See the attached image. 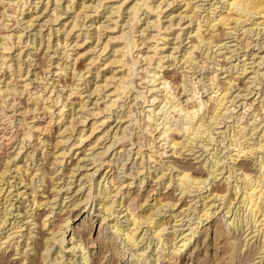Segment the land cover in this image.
<instances>
[{"label":"bare ground","instance_id":"obj_1","mask_svg":"<svg viewBox=\"0 0 264 264\" xmlns=\"http://www.w3.org/2000/svg\"><path fill=\"white\" fill-rule=\"evenodd\" d=\"M3 1L6 2V0H0V6L5 5V4H3V5L1 4V3H4ZM31 1L32 0L13 1L12 4L15 5V10L17 9V11H14L11 15H5V13L2 14L3 11H2V13L0 11V27L2 26L1 28H4L3 27L5 25L4 23H8V22L3 21L4 18H9V20H10V17H12L14 15H15V17H17L16 14L19 16H23L25 8L28 11L27 5H30ZM63 1L66 3V5L62 9L61 4H60L61 0L60 1L54 0L53 4L51 3L50 0H46V3H45L46 8L44 7V10H45V12L46 11L51 12L50 13L51 14L50 20H52V23L53 22L57 23V21L62 16L61 14L63 12H65V11H68V13L70 12L71 17H69V18L71 20L69 21L70 24L68 26V28L69 27L70 28L67 31L64 30V28L66 27L65 25H67V23L65 22L66 24L63 23L61 25V27L57 28L56 30H53L52 27L49 28L48 33L45 35L43 34L44 36L41 34V32H38L33 37V41L31 43L32 47H33V51L38 50L37 46H39L41 48L43 46L42 50L45 49L44 51H49L51 48H53L54 51L52 50V52L54 55L57 56L58 51L60 50L59 51V52H61L60 57L62 56L63 60L66 63H64L65 65L63 68H61V66H59V64H57L56 68H55L56 71L53 68V70H54L53 74L56 72L55 77H59V79H60L62 77L61 75L63 73L65 74L66 70H69L72 72L73 78H77L78 80L77 79L76 80L79 81V80H81V78H83V76H84L83 72L86 71L87 69L86 70L85 69L80 70V69L76 68V66H77L76 64L78 63L77 61H79V59L81 57H84L86 55H91L93 52L95 54V51L99 50L96 48H98L99 45H102V48L99 47L101 50V53H98L99 54V55H97L98 58L95 60V63H96V61H99L101 59L100 56H102L104 53H106L105 51L108 50V47L110 46L109 43H111L112 47L111 48L109 47V50H108V52L110 53L109 57L106 59L105 62H103L102 67L97 68V70L99 68H103L101 70V72H103L102 84L98 83L99 85H96L93 87V88H95V89H93L94 91L92 90L93 95H95L97 92H99L100 98H99V96L97 98H99V101L101 100V104L97 100L98 102L97 103L95 102V104H94V106H95L94 110L90 111V113L88 114L87 112H89V111L84 109L85 105H86L85 103H83L84 99L82 100V97H81L82 95L79 96V93H78L79 91L76 90L78 85H75L74 88L69 89V94L65 98H63L64 95L62 96L63 93L61 91V88L59 91L58 79H57V83L55 85L52 82H51L52 83L51 85H50V83H48L47 75H49V74L52 75V70H50V67L52 65L50 64L49 55H47V53H44V54L42 53L43 54L42 57H38L40 55L31 56L32 55L31 53H29L27 55L29 58L30 57L32 59L34 58V60L32 62L33 65L30 63V66L32 65V67H33V72H34V70L35 71L39 70V71L36 73L35 72L32 73L30 75V77H32L31 79L27 78L28 74L30 73V71L29 72L27 71V76L25 77L24 80H22V78H23V75L21 73V66L22 65L18 62V60H20V57L22 54V51H21V46H22L21 36L22 35L20 36L19 34L18 35L14 34V33L10 34L7 32H6V35H3V36L0 35L2 37L1 41H3V44H0V116H1L0 122L2 120H5L8 123L7 125H10V126L16 128L15 132H14V136H13V139H14L13 144H15L18 141L19 145H17V146H19V147L16 148L17 153L15 154V157H18V155L21 153V151H23V149L26 147L27 143H33L34 145H32V144L27 145L28 148H27L26 152L28 150H31V151H28L26 159L29 158L31 162L33 161L32 163H35V162L39 163V165H37V166L35 165V169H37V170L33 169L32 171H30V169L28 170L27 168L26 169L24 168V170H23V169H21L22 167H16V164H12L13 167L15 168L14 170H17L16 174H18L17 180L19 182L18 183L16 182V184H11V181L9 180L10 181L9 182L8 178H5L6 174H8L7 172L9 171V165L11 163V160H9L10 157L8 156L6 151L4 152L3 160H5V164H4L5 166L4 167L0 166V264H13L10 262L11 257L16 258L15 259L16 261L14 264H103V263L104 264H112L111 261H108L107 259L103 262V260L106 258V256L104 255L105 251H103V250H105L104 249L105 247H103L102 237L106 236V234H107L106 231H108L107 229H110L112 231V232L111 231L110 232L113 233L114 235L116 234V237L122 238V240H123L122 243H126L127 245H130L133 248H137V243L142 242V240L144 238V236L143 237L140 236L141 233L143 232L142 230H140V228L143 225H146V227L151 228L149 230H152V229H154V227L157 224L155 222V220L150 215H143L141 217H139V216L137 217L133 214L135 212L132 213V212H130L129 209H126L123 212H126L124 217H126L125 223L127 222V225H126L125 229L120 228V226H117V225H119L118 223H120L119 217L123 212L114 211V208H112L113 204L110 203L109 201H106V199H108V196L111 194V192L108 193L107 191H109V190L104 189L103 192L97 193L98 195L95 198L96 201L98 202L97 205L99 207V209L97 208V210L95 209L93 211V214L94 213L97 214L96 216H94L92 213L91 214L89 213L90 208L87 209V205L89 204L87 196H89V195H86V198L83 199L84 200L83 202H79L77 200H74L75 202H73V204L71 205L72 210L77 211L75 213V215L73 214L74 219L67 218L64 221V224L63 225L61 224V227L58 229V231H57L58 233L55 237H52L49 239V238L45 237L46 235H44L43 231L49 225V219L50 218L48 217V215H45V213H43V215H42L41 211H44L45 208H49V207H50L49 209H52V206L54 205L52 203V201H56V200H55V198L54 199L51 198L52 199L51 200L50 197L46 195L48 193V191L39 193V192H37V189L39 187H43L45 189L52 188V186H49V185L50 184L52 185V183H53L51 175L54 174L53 173L54 171H52L49 166L54 167V165H56L57 167H60V168L65 167L64 166V163H65L64 159H65L66 155H68V154H66V152L63 150L60 153H58V155H57L56 154L57 152L55 153V151L58 148L57 145H60L63 142L62 136L68 131H72V133H73L74 129H75L73 122H72L74 119L72 121L69 120V122L67 121V123L66 122L64 123V120L66 119V118L64 119V116H65L64 109H66L65 105H67L66 102H69V100L74 98V97L79 99L78 104L81 106L80 108L82 110L87 111L86 115L90 118L89 121L87 120L88 119L87 117H84L81 119V116H83L82 114L84 111H80V112H82V114L78 118L79 119L78 123L80 125H82V128L78 130V133L76 132V139L73 141L74 143L71 145L72 146L71 150L73 149L74 151H76L75 152L76 154L74 153L76 156L78 155V153H77L78 150H82L81 154H79V155H83V158L86 159L88 156L86 153H87V151H89L86 149V147H90L93 143L95 145H96V143L98 144V142H100L103 138L104 139L106 138L105 136H108L107 132L105 130H102L100 135H98V137L95 139V141L93 143H90L88 145H86V143L88 141H91L89 139H93L94 137H96L95 136L96 132L98 131L100 126L107 125L106 123L108 122V120L111 119V116L114 114V111L116 109L119 108L123 112V114H122V116H120V118L118 117V113H120L121 111L118 113L115 112L116 113L115 114V116H116L115 120L118 121L117 122L118 124H121L123 126V124L128 123V126H129L130 125L129 123H133V121L137 122V119L134 118L135 115L133 114L134 116H132L133 111H131L129 109H128V111H126L127 109L124 111L122 110L124 108V106H123V104L119 105V100L122 97L124 98L127 95L129 96V93H131V91L135 92V94H134V100L135 101L136 100L139 101L138 100L139 98H141L142 100H143V98H145V95H144L145 92L143 93L141 91L143 88L140 91L137 90L136 87L134 86L135 82H133L132 79L134 80V78L137 76L136 75V74H138V73H136L138 70L137 67L141 61L143 63H145V65L147 67H150V68L152 67V65L156 59L154 57L157 56L156 53L158 52V51H156V53L150 54V52H154V50L158 49V45L153 44V47L152 46L150 47L147 45L146 41H145L146 42V44H145L143 41L145 38L143 39L142 38L143 35H141L143 33L140 34L141 35V42L138 43L139 42L138 40H137L138 42L135 41L134 36H133V33L136 31L135 29H134L135 31L132 30L133 32H131V33H129V32L126 33L127 31L124 33V31L121 30L123 32L120 35L115 36V37H109L108 41H106L105 43L101 42V38H102L101 34L102 33L100 34V32L104 31V30L109 31V29H110L109 25L105 26L103 24L104 27H101V26H103V25H101L99 27L94 28L93 32H95V33H93L94 35H93L92 40H91V42L92 41L93 42L91 45L86 46L87 51L82 53V54H79V52H77L74 55L75 58H72L71 55L73 54L72 53L73 51L71 48H70L71 50L70 49L68 50L67 48H69L70 46H72L73 49H75L77 47L78 48L82 47L83 45H85V42H87L86 40L89 39L88 37H90V35L84 36V39L82 38V40H81V41H83L84 44H80V45L77 42L80 41L79 35H81V34L76 35L75 42L74 43L72 42L73 45L68 44V41H65V37H64V41L59 39L58 34L61 33L60 32L61 30L62 31L64 30V32H67L66 34L65 33L64 34H65L66 38H69L70 35L73 36L75 34L76 28L78 30V28H80V27L82 28V26L85 27V24H83V25L79 24V22L83 23V19H84V17H83L84 15L81 16L80 11H79L80 10L79 7L80 6L82 7V2L75 9L74 4H73V0H63ZM103 1H107V0H101L100 2H103ZM199 1H205V0H197L196 2H199ZM7 2H9V1H7ZM11 2H9V3H11ZM149 2H150V0H124V2L122 0L121 4H119V6L117 5L116 8L113 7L114 6L113 4L110 7H106L107 10H109L108 13H110V15L107 17L110 20V22L108 24L111 23L110 18L115 17L116 19L119 20V18H121L122 13L125 11L126 12L125 15H127V17H128L127 18L128 20L126 19V25L129 23V25L131 24L130 27H133V22L135 20L140 21V19H139L140 16L145 14L144 15L145 17L142 20V21H144L143 24L145 25V27L142 30L143 32L149 31L152 29H153V31H157V32H160L161 29L164 30L165 27L163 28L162 24H160V18H159V16L162 13L160 14L161 11L158 12V9L166 1L163 0L164 3L161 1V2H159L158 5L156 4V6H151ZM219 2H221V1L216 0L215 4L216 3L218 4ZM9 3H7L8 6H9ZM32 3H31V6H32ZM34 3H35V1H34ZM50 3H51V6L49 5ZM126 3H128V4L125 5ZM221 3H222V5L225 4V6L223 8V9H225L224 10L225 12L224 13L222 12L223 14L218 13L219 15L216 17L211 16L213 11H212V13L210 11H211V8L213 5L210 6V4L208 3L209 7H211L209 9L210 11L207 10L208 16L210 15V17L207 18L203 24H199V23L196 24L197 27L194 30L195 31L194 34L192 33L193 31L191 32L194 35V39L192 41L190 40V42H187V44H191V45H190V47H188L186 52H184L183 57H181L182 58L181 59L182 64H180L179 61L174 59V56L172 58V56L169 55V56H167V59L171 58L169 61L170 62L169 67L170 66H172V68L177 67V64L179 63L181 66H184L182 68H183V70L186 69V72L188 71L187 70L188 68H190V71H191V69H194L195 67H202V65L204 63H202L201 60L199 61L198 55H197L198 53H194V51H197L199 49V46L202 45V46L206 47V49H204L203 54H201L202 56H204V60L210 61L212 59L211 60L212 63L216 66V67H213V69L214 68L217 69V67L220 65V64L218 65V63L216 62L217 57H216V59H214L215 57L211 58L209 55V52H211V50H212L211 45L214 42H212V41L208 42V40H206L208 43L205 44L206 38L202 35L203 27H205L206 30L205 29L204 30L207 31L208 34L209 33L213 34V31L214 30L216 31V28L222 27L223 29H226V30L232 29V32L237 31L239 28L240 32L242 31L241 35H245V36H247V34H249V33L251 34L253 31L255 32L256 30H257L256 31L257 34H259L261 32L262 35H264V0H222ZM35 4L33 6L38 5V4H36V5ZM171 4H173V2L170 4H167V5L169 7H172V6H170ZM189 5H190V3H186V2L183 3L184 9L187 10L186 13L191 14V16L187 17L188 15L182 16L180 14L182 16L181 18L179 16L181 21H183L186 17L189 20L195 19L193 11L200 9L196 5H195V7L194 6L189 7ZM52 6L54 7L52 10L48 8V7H52ZM123 6H125L124 9H122ZM215 7H217V6H215ZM11 8H13V7H11ZM162 8H160V9H162ZM2 9L4 10L3 7H2ZM215 9H214V12L216 11ZM29 10H31V7ZM59 11H61V12H59ZM70 14H69V16H70ZM170 15H171V13L168 16H170ZM195 15H196V13H195ZM168 16L166 18H168ZM15 17H14V19H15ZM30 17H32V13H31V15L29 14V16L27 18H30ZM152 18H155V19H152ZM173 18H175V17H172L171 19H173ZM17 19H18V17H17ZM36 19L34 17V18H31V20L26 21L25 18H21V21L24 25H26V29L29 28V30H30L33 22ZM46 19L48 20L49 18L47 17ZM81 19H82V21H80ZM108 19H106V20H108ZM171 19L169 17V21H172ZM14 21H16V19ZM21 21H19V22H21ZM17 22H18V20H17ZM116 22L117 21H115V24H116ZM191 22H190V24H191ZM248 22H249V24H247ZM231 25H234L235 29L233 27L230 28ZM247 25L253 26V27H251L250 29L249 28L245 29V27ZM41 26H43V24ZM114 26H116V25H114ZM135 26H136V24H135ZM126 27H129V26L127 25ZM168 27H169V25L167 26V28ZM134 28H136V27H134ZM3 30H5V28ZM165 31H167V30H165ZM229 32H230V34H232L231 31H229ZM227 33H228V30H227ZM253 33H252V35H256V33H254V34ZM228 35H229V33H228ZM262 35H260V36H262ZM137 37H140V36H137ZM190 37H191V34L189 37L187 35V39H190ZM242 38H245V39L240 40ZM242 38L240 36V39H237V40H240L238 42L239 43L238 45L241 47L240 50L245 52L243 57H245L246 59L241 61L243 63L241 74H244V73H246V68H247L246 67L247 64H245V61L248 60V57L252 56L253 58L256 59L258 56H257V53H254V52H251V50H248L249 48H253L251 46L257 40H254L255 42L253 44H251L252 42L250 41L251 43H249L248 37L247 38L242 37ZM36 39L37 40L39 39L38 44L36 43L37 42ZM155 39H154V42L157 43L158 40L155 41ZM12 40H15L16 42L13 43ZM67 40H69V39H67ZM150 40H151V38H150ZM175 40L181 41L178 36ZM52 41H56L55 46H53L54 44L52 45ZM8 42H9V44H8ZM10 42H11V44H10ZM182 42H183V40H182ZM182 42H180L179 44L181 45ZM201 43H203V44H201ZM258 43L259 42H257L256 45ZM93 45H95V47H93ZM217 45H215V47H217ZM15 46L17 47V52H18V59L16 61L17 63H16V67H15L16 71L12 70V68H13L12 64H8L11 61V60H9V54H10L11 50H13V47H15ZM219 46H221V45H219ZM222 46L225 47V44ZM239 46H238V48H239ZM254 46H255V44H254ZM223 47H221V48H223ZM255 47L258 48L259 46L258 47L255 46ZM262 47H263V45H262ZM201 48L202 47H200V49ZM213 48H214V46H213ZM133 49L138 52L137 54H135V56H133V52H132ZM163 49H165V48H163ZM163 49L160 51H163ZM31 50H32V48H31ZM174 51H176V48H174ZM68 53H70V54H68ZM194 54L197 55V58L194 57ZM150 55H152V56H150ZM160 57H159L158 62H155L156 66L152 70V75H151V71H147L148 70L147 68H146L147 70L143 69V70L147 71V74H150V76H148V79H147L149 81L146 80L147 81L146 83L148 84V86L150 88L147 89L146 88L147 84H146L145 88L147 90L146 89L145 90H146L147 94L149 93V95H150L149 97H151V99H150L151 101H150V106H148L149 107V109L147 111L148 114L145 116V119H146L145 124L141 125V123H139V126H138L142 132L140 131L141 134H138V133H136V134L142 135V133H143L145 135H149L148 137L150 138V140L148 141V144H147L149 147L148 148L149 155H144L145 153H147L146 151L144 154H142L143 152L140 153V151H143V150H140L141 148L138 150V152L135 155V157L137 159L139 157V159L141 160V163H139V165L137 164L138 169H140V167L142 166V161H144V159H146V158L148 161H151V162H152V158H154V156L156 158H159V159L162 158V156L166 154L164 152V150L162 149V146H164V145L170 146L171 151H172V155H176V151L178 150L177 147H180L181 145H186V144L176 141L173 137L170 138V135H173L174 137H176L177 133H180V132L182 133V137H181V138H183L182 140H185L186 143L188 142V146L190 145V151L189 152H193L194 149H193L192 145L193 144L195 145V142H196V145H199L203 150H207L206 144L202 145V143H203L202 141H205L206 143L213 141V136L211 135L213 130H217L218 129L217 127H220V125L223 123V120L226 118V117H224L225 114L228 113V110L230 108V107L229 108L226 107V105L229 106L230 103L231 104L234 103L233 99H231L229 101L226 99V97L229 93L228 90H229L230 86L233 85V83H230V86L228 89H226V90L222 89V91H220V89H218V87L216 85H214V84H216V83H214V80H216V76L210 75V76H212V77H209L210 79L208 77H206V78L209 79V80H207V81H209L207 83L212 82L211 87H209V89L207 87H203V89L207 88V90H206L207 92L209 91V93L206 95V100L201 99L202 97L199 94L200 90L198 91L195 84H193V86L191 85L192 87L189 90H187L186 86L184 85L183 91H185V94L186 93H189V94L187 95L186 100H185L186 106H185V104L183 105L182 102L179 101L180 99L179 98L177 99V97L179 95L177 97L173 95L174 89L172 88L173 90H171V85H172V84L170 85L171 80L169 79L170 80L169 81L167 78H163L164 76L162 77V74H160L161 76L158 74L160 71L156 70L157 68L161 69V67H162L160 65V63H162V61L164 59L160 58ZM261 60L264 61V58L261 57L259 59V61H261ZM70 61H71V63H70ZM93 61L94 60H92L90 58L88 61L89 64L87 63L86 65H88V66L92 65ZM201 63H202V65H201ZM194 65H196V66L193 67ZM69 67H72V68L69 69ZM199 69H201V68H199ZM251 69H252V67H251ZM223 70L226 72L225 68ZM157 71H158V73H156ZM190 71H188V72L190 73ZM4 72H5V74L3 75ZM57 72H60V73H57ZM216 72H215V75H216ZM6 73L8 76H6ZM100 73L98 72L97 76H96L98 80H99ZM147 74H146V76H147ZM134 75H136V76L133 78ZM185 76H183V77L187 79V77H185ZM187 76H188V74H187ZM4 77H5V79L2 80V78H4ZM189 77H192V76H189ZM146 78L144 76V81ZM27 81H29V82L27 83ZM193 81L194 80H192V82ZM37 82H39L38 85L41 84V86H40L41 88L38 90L39 87L36 86V88L34 87L35 88L34 90H30L31 89L30 86L32 84L34 85ZM188 82L190 83V81H188ZM182 83H184V82L182 81ZM203 84L204 83H202V85ZM208 86H209V84H208ZM200 87H202V86H200ZM216 88H217V90H216ZM171 91H173V92H171ZM176 95H177V93H176ZM77 96H79V97H77ZM136 102H135V105L137 104ZM147 103H148V101H147ZM246 103H241V104H243V109H242L243 112L239 113L235 117L234 116L232 117V118H234V122H233L232 126L229 125V126L233 127L232 131H231L232 134L230 136L228 134V131L226 130L227 131L226 136L228 135L227 137L229 140H228V145L225 148L229 149L228 159L232 161L233 166H230L231 168L228 166L230 169L229 168L227 169V172H226L227 175H225L226 176L225 181L227 182V185L230 186V185H232L229 183L230 180L235 179V181H234L235 184H233V186H231L229 188L230 190L233 191L232 198L225 199L226 195H225V197L220 196L221 193L219 195L213 194V192L210 188H209V194L207 196H205V197L201 196L202 190L206 189L205 187H202V186H204V184L207 183L210 178L213 177V179H217V176L219 174H222V170H219L220 168H218V167L220 166L219 164L222 165L223 162H220V161L221 160L223 161V159H221V160L217 159V156H216L217 152L216 153L212 152L213 154L211 156V159L214 161L210 164L208 171H207L208 176L210 178L209 177H207L208 179H200L198 177L195 178V177H193L195 175L192 176L190 173L187 172L189 169L188 170L185 169L184 171H181V170L176 171V175H175V181L177 183L176 184L177 188H180L178 190V192L180 191L181 195L192 194L193 190L195 193L199 192L198 194H200V195H198V197L200 200H202V205H204V201L206 199H207V201H208V199L210 201V197H211V201L208 202L207 205H204V207H201L202 209L200 210V213H202V214L199 215L198 221H197V223H195V229L197 230L199 228V226H202L203 222H206L204 227L205 226H207V227H205L204 229L201 227L200 229H202L206 235V237H204V238H207V237L210 238L209 235H211V234L208 233L209 231L212 233V242H211V244L210 243L208 244L207 242H205L207 240L204 239L203 241L206 244H202V243L201 244L206 245L207 249L211 245H213L211 247L214 250H217V251L220 250L219 253H221V250H223L225 243H227L226 245H228V243L230 245L234 244L236 246V248L241 249V245H239L238 238H236V237L230 238L231 236H229V238H230L228 240L229 242L225 241V243H223L222 245H221V242H218L217 238L219 237V235L221 233H223L222 231H225L224 230L225 225L226 226L228 225L231 228H233L235 233L238 232V234H239V232L242 231V235H243V233L244 234L247 233L248 230H251L250 233L254 234V236L251 238L256 237V241L259 238V240H258L259 245L257 246L258 250H257L256 255L258 254L259 251H260V254L264 252V157H260L258 160L256 158L258 170H256L257 175H255V176L254 175L252 176L251 171L247 170L248 167L245 168L246 167L245 164H244L245 167H243V165L241 164L242 158H247V157L250 158V157H254L255 155L257 156V152H259V151L264 152V132H262L263 135L261 137H256L255 140H253V139L251 140L252 136H255V133H253V132L257 131L259 129L258 126L263 125L262 128L264 127V105L260 104V106H261L259 108L260 110L255 111L256 109L251 110L252 109L251 104H249L248 109H245V106H247ZM189 104H191V105H189ZM22 105H24V106L22 107ZM129 105L131 106V102ZM145 105H146V103H145ZM7 110L12 111V114H14V116H15V114H18L16 112L19 111L20 114H18V115L20 116V118L19 119L15 118V120H11L10 116H8L6 114ZM210 110H211L210 114H212V115H210V117H209V116H207V114L205 112L208 113V111H210ZM231 110L232 109H230L229 112L233 111V110L232 111ZM246 111H249V113H247ZM245 113H247L246 116L247 117L249 116L250 118L248 117L249 120L248 121L246 120L243 124L242 120L244 119ZM172 114H174V116ZM84 115H85V113H84ZM171 115H172V118L174 120H176L178 125L175 124V126H172L171 118H170ZM11 116H13V115H11ZM176 116H177V118H176ZM226 116H227V114H226ZM230 118H228V119H230ZM261 118H263V119H261ZM28 120H30V121H28ZM179 121H182V123ZM15 122L18 123L17 126H15ZM248 123L251 124L252 128L248 127ZM54 125H56V126H54ZM59 125H60V127H59ZM2 126H4L3 123H2ZM128 126H124L125 128L123 127L122 129L127 130ZM52 127L54 129L57 128L58 135H56V136L59 137L60 139H62V141H60V139H59V141H57L54 146H53L52 141H51ZM106 127H108V126H106ZM172 127H176V128L173 129ZM61 129H63V130H61ZM246 129H248V131L245 133ZM2 130H3V133H5L6 129L4 128ZM128 130H130V129H128ZM137 131L139 132V130H137ZM151 131L154 132V135H152V133H150ZM121 132L123 133V130ZM10 133H11V131H10ZM72 133H71V135H72ZM124 133H125V131H124ZM249 133H252V134L250 135ZM260 133H261V131H260ZM1 134L2 133H1V129H0V140H3L6 136L1 135ZM221 134L222 135L224 134L223 136H225V132H222ZM221 134H219V135H221ZM249 135H250V137H249ZM41 136H43V137H41ZM141 138L146 139L144 136ZM117 139L118 138H116L115 140L117 141ZM112 140H114V139L112 138ZM141 141L139 140V142H141ZM221 141H223V140H221ZM112 143H113V141H112ZM213 143L214 142H212V144ZM157 144H159V146L157 147V150L153 151V149L156 147ZM49 146L51 147V151H49V153H46L47 147H49ZM196 147H198V146H196ZM93 148H94V146H93ZM93 148H91V150ZM108 148L110 149V147H108ZM108 148H107V151H108ZM186 148H188L187 145H186L185 149ZM52 150H54V153L52 155H50L51 154L50 152H52ZM159 150L162 152L159 153L158 152ZM207 151H205V152H207ZM69 153H70V151H69ZM39 155H40V158L38 157L39 158L38 160H34V158H35L34 156H39ZM210 155H209V157H210ZM96 156H97V154H96ZM12 158H13V156H12ZM79 158L80 157H78L76 159V160H78L77 163L70 170H68L67 174L65 173L67 179H69L70 177L73 178V174H75V173H73V171H74L73 169L80 168V167H78V163L82 159L79 160ZM92 161L94 162L93 164H95L97 162L96 158H93ZM154 161H156V160L154 159ZM56 162H58V163H56ZM90 162H91V160H90ZM54 163H56V164H54ZM156 163H157V161H156ZM156 163H154V165ZM147 164H146V166H147ZM26 165H28V164H26ZM101 165L102 164L100 163V166ZM36 167H38V168H36ZM48 167L51 171L48 170ZM1 168H4V169H1ZM31 168H33V167H31ZM98 168H100V167H98ZM142 168L145 171L146 168L143 166H142ZM143 169L141 171H143ZM223 170H225V168ZM28 171H30L29 175H28ZM249 171H250V173H249ZM146 174L149 175L150 173H148V171H147ZM223 174H225V173H223ZM161 176H163V175H161ZM172 177H171V179H172ZM252 178H254V179L252 180ZM103 179H105L104 181H108L105 184L106 188H107V185H111V187H113V188L118 185L117 184L114 186L115 179H114V177H112V175H110L107 180H106V178H103ZM35 180H39V181H37L38 183L40 182L39 186L35 185ZM237 181H240V182L238 183ZM26 182H28V183H26ZM46 183H48L47 187H46ZM171 183H173L172 180L169 181V184H171ZM21 184H24V186L20 187V188H23L24 190H28L27 187H30L29 188L30 189L29 198H31V199L29 201L30 202L29 206H27L25 208L26 211L22 207L24 206L25 203H28V201L25 202L24 200H26V199H22V198L27 194L24 191H19L18 187ZM99 184H97V189L99 188L98 187ZM237 184H239V185H237ZM68 185H71V184H68ZM210 185H212V183H210ZM119 186H121V185L119 184ZM229 186H227V187H229ZM53 188H54V186H53ZM207 188H208V186H207ZM11 190L13 191V193H15V194H13L14 197L16 198L15 200H17V202L15 204L11 203V201H12V198H10L12 196ZM69 190H70V187H68L66 191L68 192ZM81 190H83V189L82 188L79 189L78 192ZM90 190L88 191L89 194L91 193ZM117 190H118V188L116 187L115 191H117ZM41 191H43V190L41 189ZM60 191H61V189H59L58 192H60ZM229 191H227V192L229 193ZM217 193H219V192H217ZM90 197L91 196H89L88 198H90ZM81 198H83V197H81ZM215 201H221V202L223 201L222 207L224 208L223 210H225V213L221 218H219V221L222 223V222H224L223 220H225L223 218H226L227 220H225V222H224L225 224H223L224 226L218 227L216 225L217 223L215 224L216 225L215 227H214V225L208 226V224L211 223L212 220H214L216 217L218 218V215H217L218 213H217L216 209L219 206L215 207V205H214V204H216ZM234 201H236V202L234 203ZM70 202H72V201H70ZM205 203H207V202H205ZM209 203H211L210 206H209ZM16 204H18L19 207L16 208L15 207ZM51 204H52V206H51ZM237 204H238V206H237ZM235 205L237 206V209H236ZM80 206H81V208H79ZM208 206L210 208L205 210V208ZM173 207H175V205L172 206V208ZM211 207H213V209L215 207L216 209H214V211H213V209H211ZM12 208H14V210L17 212L16 214H20L21 213L20 211H24L23 212L24 215L22 214L23 215L22 221H25L26 223L19 226V223L17 224L15 221L12 223H10L11 221L9 222V219H8L9 216L13 215L10 212V210ZM120 208H122V207H120ZM243 208H244V211L242 210ZM63 209H64V207L61 208L60 211L62 212ZM234 209H236L235 212L233 211ZM188 210H187V212H188ZM223 210L221 211V213H223ZM247 211H248V213H246V216L244 215L245 216L244 217L243 214H245V212H247ZM183 213H186V212H183ZM84 215H86V216H84ZM92 215H93V217H90ZM225 215H227V216L225 217ZM95 217L97 218L96 221H94ZM108 218H113V219H111V221L113 223H111L110 225H108L109 224L108 223L107 224L108 228L105 227V229L103 230L104 226L102 227V225L105 224V222L108 220ZM11 219L14 220L15 218H11ZM246 219H247V221L244 222L245 224H243L242 221L246 220ZM178 220L180 221V219H178ZM216 221H218V220H216ZM213 223L214 222H212V224ZM177 224L178 223H176L175 225H177ZM98 225H99V228H98L97 233L95 234V232H96L95 230H96ZM248 225H249V227H248ZM247 227H248V229L244 230V228L246 229ZM163 230H164V227L161 230H157V232H155L153 230L154 231L153 236L157 240L156 244H159L158 245L159 250L161 249L162 246H165L167 244L161 240L162 236H164V234L162 233L163 235L161 236L160 232ZM196 230H194V232H192L190 234L192 237L196 234L195 233ZM252 230H254V231H252ZM24 232H25V234H24ZM150 232L152 233V231H150ZM255 233H257V235H255ZM144 234L146 236V233H144ZM249 234L247 236H249ZM149 235H150V233H149ZM180 235L182 236V234H180ZM172 236H174V235H172ZM184 237L181 239L179 237L180 240L178 241V243H180V245L178 246V248L175 245L172 249V253L175 254L177 252L176 254H178V251L185 249L187 247V240H188V242H190L192 238L186 240V238H184ZM22 238H23V240H22L23 243H22L21 248L19 250H15L14 253L5 257L4 253H5L6 249L8 248V246L10 245V243L12 242V240H17V239H22ZM175 239H173V240L175 241ZM231 239H232V241H231ZM138 240H139V242H138ZM219 241H221V239H219ZM194 242H196V241H194ZM248 242H246V245H243V246H248L249 245ZM65 243H66V246H64ZM55 245H56V247H54ZM230 245H229L230 249H233ZM17 246L18 245H16V247ZM197 246L198 245L196 244V247ZM229 247L227 249H229ZM17 248H19V247H17ZM17 248H15V249H17ZM147 248H149V247H147ZM193 249H194V247H193ZM52 250H53V252H52ZM162 250H163V247H162ZM194 250H197V249H194ZM151 252L154 253L155 251H151ZM160 252H162V251L160 250ZM160 252H158L157 254L159 255ZM191 252L192 253H190L189 256H190V259L192 260V255L195 251L194 252L191 251ZM76 254L79 255V256H77L78 259L76 258V260L73 261V259H75V257H76ZM142 254H143V252H141L140 254H137V255L132 254L131 257L132 258L135 257L136 261H139V259H140L139 256ZM217 255H218V253H217ZM152 256H154V255H152ZM165 256L167 258V254H164V255L161 254L160 256H157L155 259H153V261H152L153 264H161L162 261L164 260ZM224 257H225V254H224ZM118 259L120 260V262L121 261L124 262V260H125L124 258H121V259L118 258ZM252 262H253V260H252ZM260 262L264 263V260L259 261L258 263H260ZM254 263H255V261H254ZM117 264H120V263L117 262Z\"/></svg>","mask_w":264,"mask_h":264},{"label":"rangeland","instance_id":"obj_2","mask_svg":"<svg viewBox=\"0 0 264 264\" xmlns=\"http://www.w3.org/2000/svg\"><path fill=\"white\" fill-rule=\"evenodd\" d=\"M7 1H9V2L12 1V2L9 3ZM13 1H17V0H6V2L3 1L4 3H1L2 5L5 4L4 6H0L1 13L3 11L2 14L5 13V15H11L14 11H17V9L15 10V5L12 4ZM34 1L38 5H36L34 3ZM34 1L32 0L30 2V5H27L28 11L25 8V11L23 13L24 14L23 16H19V15L16 14V16L18 17V19H17V17H15V15L12 16V17H10V20H9V18H4L3 21L4 22H8V23H4L5 25L3 27L5 28V30H3L4 28H1L2 26L0 27L2 29V30L0 29V32H1L0 35H2V36L3 35H6V32L7 33H10V34L11 33H14L16 35L19 34L20 36L22 35L21 36V44H22L21 51H22V54H21L20 60H18V62L22 65L21 66V73L23 75L22 80H24L25 77L27 76V71L28 72L30 71V73L27 76L28 79H31L32 78V77H30V75L32 73H34V72L36 73V72L39 71V70H37V71L34 70V72H33V67H32L33 63L32 62H33L34 58L33 59L31 57L29 58L27 55L29 53H31L32 54L31 56L40 55L38 57H42L44 53H47V55H49L50 64L52 65L50 67V70H52V75H50V74L47 75V77H48L47 78L48 79V83H50V85L52 83L55 85L57 83V79H58V81H59V91H60V88H61V91L63 93L62 96L64 95L63 98H65L69 94V89L74 88L75 85H78L76 90L79 91L78 92L79 93V96L82 95L81 96L82 97V100L84 99L83 100V103L86 104V105L84 104L85 105V108L84 109L89 111V112H87L85 110H82L80 108L81 106L78 104L79 103V99H77L75 97L72 98V99H70L69 102H66V104H67V105H65L66 106V109H64V113H65V116H66V117L64 116V119L65 118L66 119L64 120V123L65 122L67 123V121L69 122V120L72 121L74 119L72 122H73V125H74L75 129H74V132L73 133H72V131H68L69 133L66 132L62 136L63 137V142H62L63 145L62 144L57 145L58 148L55 151V153L57 152L56 153L57 155H58V153H60L63 150L66 152V154H68V155H66V157L64 159L65 160L64 161L65 162L64 163V166L65 167L64 168H60V167H57L56 165H54V167L53 166H49L50 169L52 171H54L53 172L54 174L51 175V178H52L53 183H52V185L51 184L49 185V186H52V188L45 189L43 187H39L37 189V192H39V193L40 192H47L48 191V193L46 195L49 196L50 199L51 198H53V199L55 198V200H56V201H52V203L54 204L53 206L51 204L52 209H49L50 208L49 207V208H45L44 211H41V214L42 215H43V213H45V215H48V217L50 218L49 219V225L43 231L44 232V235H46L45 237L46 238H49V239L52 238V237H55L57 235V233H58L57 232L58 229L61 227V224L63 225L64 224V221L67 218L74 219L73 216L77 212V211H73L72 210V207H71V205L73 204V202H75L74 200H77L79 202H83L84 201L83 199L86 198V195L91 196L90 198H88L89 196H87L88 203H89L87 205V209L90 208V212L89 213L90 214L91 213L93 214V211L95 209L96 210H97V208L99 209V207L97 205L98 202L95 199L96 196L98 195L97 193L103 192V190L106 189V190H109V191H107L108 193L111 192V194L109 195L110 197L108 196V199H106V201H109L110 203L113 204L112 205V208H114V211H116V212H123L126 209H129L130 212H132V213L135 212L133 214L135 216H137V217L138 216L141 217L143 215H150L155 220V222L158 225L155 223L156 226L152 230H149L151 228L146 227V225H143L142 226L143 228L142 227L140 228V230L143 231L140 236H142V237L144 236V238H143L142 242L137 243V248H133L130 245H127L126 243H122V241H123L122 238L116 237V234L114 235L113 233H111L112 231L110 229H107L109 232L110 231L111 232L109 233L108 231H106L107 232L106 236L105 237L104 236L102 237V239H103V247H105L104 248L105 250H103V251H105L104 252L105 253L104 255L106 256V258L103 260V262L107 259L108 261H111L112 264H117V262L120 263V264H153L152 261L157 256H160L161 254L162 255L167 254V258L165 256L164 257V260L162 261L161 264H165V263L166 264H168V263L169 264H176V263L177 264H201V263L202 264H264L263 262L258 263L259 261L264 260V252L260 254V251H259L258 254L256 255L257 250H258L257 249V246L259 245V241H258L259 238H258L257 241H256V237L251 238V237L254 236L253 233H250L251 230H248L247 233H245V234L243 233V235H242V231H240L239 234H238V232L235 233L233 228H231L228 225L227 226L225 225V228H224L225 231H222L223 233H221L219 235V237L217 238L218 239V242H221V245H222L223 243H225V241L226 242H229L228 240L230 238L236 237V238H238L239 245H241V249L236 248V246L234 244L233 245L235 247L232 244L230 245L228 243V245H226L227 243H225L224 244L225 246L223 247V250H221V253H219L220 250L217 251V250H214L211 247L213 245H211L208 249H207V246L206 245H202V244H206L205 242H207L208 244L209 243L211 244V242H212V233L209 231L208 233L211 234V235H209L210 238L209 237H207L208 239L207 238H204V237H206V235L203 232V230L200 229V228L202 227L204 229L205 227H207V226L204 227V225L206 224V222H203L202 226H199V228L197 230L195 229V223H197L199 215L202 214V213H200V210L202 209L201 207H204V205H207L208 202L211 201V197H210V201H209V199H208V201L206 199L204 201V205H202V200H200L199 197H198V195H200V194H198L199 192L198 193L197 192L195 193L194 190H193L194 193L192 192V194H189L190 196L189 195H186V194L181 195L180 194V191L178 192V190L180 188H177V185H176L177 183L175 181L176 171H180V170L181 171H184L185 169L186 170L189 169L187 172L190 173L192 176L195 175V176H193L195 178L198 177L200 179H208L207 177H209V176H208V172L207 171H208V168H209L210 164L214 161V160L211 159V156H212L213 153H216L217 152L216 153L217 159L218 160L223 159V161L222 160L220 161V162H223L222 165L219 164L220 166L218 167V168H220L219 170H222V174H219L218 173L219 174L218 175L219 177L217 176V179H213L212 176H211L212 178L209 177L210 179H209V181L207 180L208 182L206 181L207 182V183H205L206 185L204 184V186H202V187H205L206 189L204 188L205 190H202L201 196L202 197L207 196L209 194V188H210L212 190L213 194H218L219 195L221 193L220 196H224L225 197V195H226L225 199L232 198L233 191L230 190L229 188L231 186H233V184H235L234 183L235 179H233V180L231 179L230 180L229 183L232 184L230 186L227 185V182L225 181V177H226L225 175H227L226 174L227 169L230 166H233L232 161L228 159L229 149L225 148L228 145V140H229L228 137H227L228 135L226 136V133L228 131L229 136L232 134L231 131H232V128L233 127H231V126L233 125V122H234V118H232V117L233 116L235 117L239 113L243 112V110H242L243 109V104H241V103H246L247 102L246 103L247 106H245V109H248L249 104H251L252 105V107H251L252 109L251 110H255L256 109L255 111L260 110L259 109L261 107L260 104L261 105H264V61L263 60L259 61V59L261 57L264 58V44H263L264 43V35H262L261 32L259 34H257V32H256L257 30L255 32L253 31L254 33H256V35H252L253 32L251 34L250 33L247 34V36L241 35L242 31L240 32L239 28L235 32L234 31L232 32V29H227L228 30V33H229V35H228L227 30L226 29H223L222 27H220L222 30L220 28H216V31L214 30L216 33L213 31V34L211 33L212 34L211 35L209 33L210 34L209 35L208 32L205 31L206 30L205 27H203V29H202V35L206 38L205 39V44L208 43V42H211V41L214 42L211 45L212 46L211 47L212 50H211V52H209V55H210L211 58L212 57H215L214 59H216V57H217L216 62L218 63V65L219 64L220 65L217 67V69L216 68L213 69V67H216V66L212 63V61H211L212 59L210 61H206V60H204V56L201 55V54H203L204 49H206V47L200 45L199 46V49H200V47H202V48L200 50L198 49L197 51H194V53H198L197 55H198L199 61L201 60L202 63H204V64L202 65V63H201L202 67H195L196 65H194L193 67H195V68L194 69H191V71H190V68H188L187 70L190 71V73H189L188 71L186 72V69L183 70L182 67H184V66H181L180 65V64H182V62H181L182 61L181 60L182 58L181 57H183L184 52H186V50L188 49V47H190V45H191V44H187V42H190V40L192 41L194 39V35L193 34L195 33L194 30L197 27L196 24L197 23L203 24L205 22V20L210 17V15L208 16V11H210L209 9L211 8V7H209V4H210V6L213 5L212 8H211V11H210L211 13L213 11V13L211 15L212 17H216L220 13H222V12L224 13L225 12L224 11L225 9H223L224 6H225V4L222 5V3H221L222 0H217V1H221L218 4L217 3L215 4L216 0H205V1H199V2H196L197 0L196 1L195 0H164V1H166L165 3L163 2V0H150L149 3H150L151 6H156V4L158 5L159 2H161V1L164 3V4L162 3L163 5L160 6V8H162V7L163 8L162 9L159 8L160 10L158 9V12L161 11L160 14L162 13L159 16V18H160V24H162L163 28L165 27L164 30L161 29L160 32L153 31V29L152 30H149V31H144V32L142 31L143 28L145 27V25L143 24L144 21H142L144 19V17H145L144 16L145 14L140 16V18H139L140 21H136L135 20L133 22V27H130L131 24L129 25V23L127 24L129 27H126L127 26L126 25V19L128 17H127V15H125L126 14L125 11L122 13L121 18H119V20L116 19L115 17L110 18L111 19V23L108 24L110 22V20L107 17L110 15V13H108L109 10H107L106 7H110L113 4L114 5L113 7L116 8L117 5L119 6V4H121L122 0H109V1L107 0V1H103V2H100L101 0H73V4H74L75 9L82 2V7L81 6L79 7V9H80L79 11H80V15L81 16L84 15L83 16L84 19H83V23H80L79 22V24H81V25L85 24V27L82 26V28L80 27V28H78V30L76 28L75 29L76 32L74 31L75 34L73 36L70 35L69 38H66L65 34L67 32H64V30L67 31L70 28V27L68 28V26L70 24L69 21L71 20L69 18V17H71L70 12L69 13H68V11L63 12L61 14L62 16L57 21V23H54V22L52 23V20H50L51 19V17H50V15H51L50 13L51 12L46 11L47 12L46 13L45 10H44L46 0H34ZM50 1H51L52 4L54 3L53 2L54 0H50ZM123 2H124V0H123ZM172 2H173V4L170 5L172 7H169L167 4H170ZM184 2L190 3L189 7H191V6H194L195 7V5H196V6H198L200 8L199 10H196L197 12L195 10L193 11L194 16H195V19L189 20L187 18V17L191 16V14L186 13L187 10L184 9V7H183V3ZM7 3H9V6H8ZM31 3H32V6H31ZM51 3L49 4L50 6H51ZM34 4L36 6H33ZM60 4H61L62 9L66 5V3L63 0H61ZM127 4L128 3H126L125 5H127ZM53 6L52 7H48V8L52 10L54 8ZM215 6H217V7H215ZM2 7L4 8V10L2 9ZM11 7H13V8H11ZM30 7H31V10H29ZM124 8H125V6L122 7V9H124ZM214 9L216 10L215 12H214ZM59 12H61V11H59ZM31 13H32V17L27 18L29 16V14L31 15ZM170 13H171V15L168 16ZM195 13H196V15H195ZM69 14H70V16H69ZM180 14L182 16L183 15H186V16L188 15V16L184 20L182 19L183 21H181L180 18L182 16ZM167 16H168V18H166ZM179 16H180V18H179ZM14 17H15L16 21H14L15 20ZM34 17H35V19L37 18L38 20L36 19L33 22L32 27L30 28V30H29V28L26 29V25H24L22 23L21 18H25V20L27 21V20H31V18H34ZM47 17L49 18L48 20L46 19ZM169 17H170V19L172 17H175V18L171 19L172 21H169ZM106 19H108V20H106ZM152 19H155V18H152ZM17 20H18V22L19 21H21V22L18 23ZM80 21H82V19ZM115 21H117L116 24H115ZM65 22L67 23V25H65L66 26L65 27L66 29L64 28L63 31L62 30L60 31L63 35L61 33L58 34L60 40L64 41V37H65V41H68V44L73 45V43L75 42L76 35L81 34V35H79V38H80L79 40L80 41L77 42L80 45V44H84L83 41H81L82 38L84 39V36H89L90 35V37H88L89 39L86 40L87 42H85V45H83L82 47H79V48L77 47V48L73 49L72 46H70L69 48H67L68 50L70 48L72 49V51H73L72 52L73 54L71 53L72 54L71 55L72 58H75L74 55L77 52H79V54H82V53H84V52L87 51L86 46L87 45H91L92 42H93V41L91 42V40H92V37L94 35L93 33H95V32H93L94 31V28L99 27V26H101L103 24L105 26H107V25L110 26L109 31L104 30V31H101L100 32V34L102 33L101 34L102 35L101 42H103V43H105L106 41H108L109 37L118 36L123 31H124V33L126 31H127L126 33H128V32L131 33V32H133L132 30L135 29L136 31L134 30L135 32L133 33V36H134V40L135 41L138 40L139 42L138 41L137 42L140 43L141 42V35H143L142 38L143 39L145 38L143 41H144L145 44L147 42V45L148 46H150V47L152 46L153 47V44L154 45L157 44L158 45V49L154 50V52H150V54H153V53H156V51H158L156 53V55L158 57L157 56L154 57L156 59H155L153 65H152V67L151 68L150 67H147L145 65V63H143L141 61L142 63L140 62V64L137 67L138 70L136 72V73H138V74H136L138 77L136 75L133 76V78L136 76L134 78V80L132 79V81L135 82L134 83V86L139 91L142 88L144 90L146 88L147 89L150 88L148 86V84L146 83L147 81H149V80H147L148 79V76H150V74H147V71H151V75H152V70L156 66V63L155 62H158L160 56H161L160 58H163L164 60L162 61V63H160V65L162 66L161 69L160 68H157L156 69V70H158L160 72L158 73V71H157L156 73H158L159 75L162 74V77L164 76L163 78H167L168 80L169 79L171 80L170 85L171 84L173 85V86L171 85V90L174 89L173 90L174 92L173 91H171V92H173L174 93L173 95L176 96V97L179 95L177 97V99L179 98L180 99L179 101L182 102L183 105L185 104V106H186L185 100H186V97H187V95L189 93H186L185 94V91H183L184 90V85L186 86L187 90H189V89H191V87L193 86V84H195V86L197 87L198 91L200 90L199 91V94L202 97L201 99L202 100H206V95L209 93V91L207 92L206 90H207V88L209 89V87H211V84H212V82L211 83H207V82H209V81H207V80L210 79L209 77H212L210 75L216 76V80H214V83H216V84H214V83L213 84L216 85L218 87V89H220V91H222V89H224V90L228 89L229 86H230V83H233V85H231L230 88H229V90H228L229 93L227 92L229 96L227 95L226 99L228 101L231 100V99H233L234 103H232V104L230 103L229 106L226 105V107H228V108L230 107V108L228 110V113H226L227 116H226V114L224 116V117H226L224 119L225 121L223 120V123L220 125V127H217L218 128L217 130H213V132H212L211 135L213 136V141L212 142H214V143L212 144V142L206 143L205 141H202L203 142L202 145L206 144V148H207L208 151L207 150H203L199 145H196V142H195V145L198 146V147H196L193 144L194 146L192 145V147H193L194 150H193V152H189L190 151V145L188 146V142L186 143L185 140H182L183 139V138H181L182 137V133L180 132V133H177V136L176 137H174L173 135H170V138L173 137L176 141L185 143L189 149L188 148L185 149L186 145H181L180 147H177L178 150L176 149L177 150L176 151V155H172L171 147L164 145V146H162V149L164 150V152L166 154L163 155L162 158L159 159V158H156L154 156V158H152V162L151 161H148L147 158H146V159H144V161H142V166L146 168L145 171L142 168V166L140 167V169H138V165H139V163H141V160L139 159V157L137 159L135 157V155H136V153L138 152V150L140 148H141L140 150H143V151H140V153L143 152L142 154H144L145 151H146L147 153H145L144 155H149V153H148V148L149 147H148L147 144H148V141L150 140V138L148 137L149 135H145L143 133H142V135H137L136 134V133L141 134V132H142L139 129L138 126H139V123H141V125L142 124H145V122H146L145 116L148 114L147 113V111L149 109L148 106H150V101H151L150 100L151 97H149L150 96L149 93L148 94L146 93V90L147 89L145 91L142 89L141 91L143 93L144 92L146 93V94L144 93L145 98H146V99L143 98V100L145 99L144 101L141 98H139L138 99L139 101L136 100L137 101L136 102L134 100V94H135V92H133V91H131V93H129V96L127 95L124 98L122 97L120 99L121 101L119 100V105H122L123 104V106H124V108L122 110L124 111V110L127 109L126 111H128V109H129V110L133 111L132 112V116L135 115L134 118L137 119V122L133 121V123H129L130 124L129 126H128V123L123 124V126L121 124H118L117 123L118 121L115 120L116 119L115 114L118 113V112H120L121 110L119 108L116 109L114 111V114L111 116V119L109 118L110 120H108V122L106 123L107 125L100 126L99 129H98V131L96 132V135H95L96 137H94L93 139H89L91 141H88L86 143V145H88L90 143H93L95 141V139L98 137V135H100V133L102 132V130H105L107 132V135L108 136H105L106 138L105 139L103 138L100 142H98V144L96 143V145H95L93 143L90 146L91 148H93V146H94L95 149L93 148L91 150L90 147H86V149L89 150L86 153L88 155L86 159L83 158V155H79V154H81V151L82 150H78V152H77L78 155L76 156L75 155L76 154L75 153L76 151H74L73 149L71 150V147H72L71 145L74 143L73 141L76 139V132L78 133V130L82 128V125H80L78 123L79 122L78 121L79 120L78 118L82 114V112H80V111H84L83 114H82L83 116H81V119L84 118V117H87L88 118L87 120L89 121L90 118L86 114L87 113L89 114L90 111L94 110V108H95L94 104H95V102L97 103L99 101V98H100L99 92H97L99 95L97 93L95 95L92 94V92L94 91L93 89H95L93 87L96 86V85L102 84V81H103L102 80L103 79L102 78L103 72H101V70L103 68H99L98 70H97V68L98 67H102L103 62H105L106 59L109 57L110 53L108 52V50H109V47L110 48L112 47V44L109 43L110 46L108 47V50L105 51L106 53L103 54L104 56L103 55L100 56V58L102 60L100 59L99 61H96V63H95V60L98 58V56H97V55H99L98 53H101L100 48H102V45H99L100 48L99 47L96 48V49H99V50L98 51L96 50L95 51V54L93 52L91 55H86L84 57H81L79 59V61H77L78 63L76 64L77 65L76 68H78L80 70L81 69L82 70L83 69H85V70L87 69L86 71L83 72L84 73V76H83V78H81V80L77 81L78 80L77 78H73L72 72L69 71V70H66L65 74L63 73L61 75L62 77L59 79V77H55V73L56 72L53 74V71L55 70L57 64H59V66H61V68H63L64 65H65L64 63H66L63 60V57L62 56L60 57V53H61V52H59L60 50L58 51V54L59 55L57 54V56L53 54V52H52V50L54 51L53 48H51L49 51H44L45 49L42 50L43 49V46H42V48L39 47V46H37L38 47V50L37 51H33V47H32V44L31 43L33 41V37L38 32H41L42 35L43 34L45 35V34L48 33V29L49 28L52 27L53 30H56L57 28H60L61 25L63 23H65ZM190 22H191V24H190ZM42 24H43V26H41ZM113 24L116 25V26H114ZM135 24H136V26H135ZM247 24H249V22ZM104 25L101 26V27H104ZM168 25H169V27L167 28ZM134 27H136V28H134ZM231 27L234 28V25H231L230 28ZM251 27H253V26H248L247 25L245 27V29H248V28L250 29ZM121 30H123V31H121ZM165 30H167V31H165ZM229 31H231L232 34H230ZM20 32L21 33L23 32V33L21 34ZM141 33H143V34H141ZM190 34H191L190 39H187V35L189 37ZM260 35H262V36H260ZM137 36H140V37H137ZM177 36L180 38L181 41H179V40L176 41L175 40L177 38ZM240 36H241V38L242 37H246V38L248 37L249 38V43L252 42L251 44H253L255 42L254 40H257L254 44L257 47L259 46L258 48H256L254 46V44H253L252 46L250 45L253 48H249L248 49V50H251V52L257 53V56L258 57L255 59L252 56H249L248 57V60L245 61V64H247L246 65V67H247L246 68V73H244L245 75L244 74H241L242 66H243V63L241 61H243V60L246 59L245 57H243V55L245 54V52L241 51L240 50L241 47L238 45L239 44L238 42L240 40H244L245 38L240 39ZM152 37L154 39L156 38L155 41L158 40V42L157 43L154 42V39ZM1 38L2 37L0 36V44H3V41H1ZM150 38H151V40H150ZM67 39H69V40H67ZM237 39H240V40H237ZM182 40H183V42H182ZM206 40H208V42ZM12 42L15 43L16 41L15 40H12ZM180 42H182L181 45L179 44ZM257 42H259V43L256 45ZM36 43L37 44L39 43V39L37 40ZM55 43H56V41H52V45L54 44L53 46H55ZM8 44H9V42H8ZM10 44H11V42H10ZM201 44H203V43H201ZM214 44L215 45L218 44L217 47H215ZM224 44H225V47L222 46ZM219 45H221V46H219ZM237 45L239 46V48H238ZM262 45H263V47H262ZM213 46H214L215 49L213 48ZM93 47H95V45H93ZM221 47H223V48H221ZM31 48H32V50H31ZM163 48H165V49H163ZM174 48H176V51H174ZM162 49H163V51H160ZM132 52H133V56H135V54L138 53L134 49H133ZM68 54H70V53H68ZM169 55L172 56V58L174 56V59H176L177 61H179L180 64L178 63L177 64V67H174V68H172V66L169 67V65H170V62L169 61L171 59V58L167 59V56H169ZM197 55L194 54V57L197 58ZM150 56H152V55H150ZM90 58L92 60H94V61H93V64L92 65H89L88 66L86 64L87 63L89 64L88 61H89ZM17 59H18V52H17V47L15 46V47H13V50H11V52L9 54V60H11V61L8 63V64H12V67H13L12 70H15V71H16L15 67H16V63H17L16 61H17ZM30 63L32 64L31 66H30ZM70 63H71V61H70ZM251 67H252V69H251ZM53 68H54V70H53ZM70 68H72V67H69V69ZM199 68H201V69H199ZM224 68L226 69V72L223 70ZM143 69H146L147 71H145ZM98 72L99 73L100 72L102 73V74L100 73V75H99V80L96 77ZM215 72H216V75H215ZM57 73H60V72H57ZM4 74H5V72L3 73V75ZM146 74H147V76H146ZM187 74H188V76H187ZM6 76H8L7 73H6ZM144 76H145V78L147 77L145 79V81H144ZM183 76L187 77V79L184 78ZM189 76H192V77H189ZM206 77H208L209 79L206 78ZM4 79H5V77L2 78V80H4ZM192 80H194V81L192 82ZM182 81L184 83H182ZM188 81H190L191 84ZM200 81L202 83H204V84L202 85V83ZM28 82L29 81H27V83ZM38 83L39 82L35 83L34 84L35 86L32 84L30 86V88H31L30 90H34L36 88V86L39 87L38 88V90H39L41 88L40 87L41 84L38 85ZM146 84H147V86H146ZM208 84H209V86H208ZM145 86H146V88H145ZM200 86H202V87H200ZM203 87H207V88L203 89ZM216 90H217V88H216ZM176 93H177V95H176ZM79 96H77V97H79ZM98 96H99V98H97ZM147 101H148V103H147ZM130 102H131V106L129 105ZM135 102L137 103L136 105H135ZM99 103L101 104V100L99 101ZM145 103H146V105H145ZM189 105H191V104H189ZM23 106L24 105H22V107ZM230 109H232L233 111L231 110L232 112H229ZM9 111L10 110H7L6 111V114L8 116H10L11 120H15V118L16 119H19L20 118V116L18 115V114H20L19 111L16 112L18 114H15V116H14V114H12V111H10V112ZM246 112L249 113V111H246ZM84 113H85V115H84ZM205 113L209 117H210V115H212V114H210L211 113V110L208 111V113L207 112H205ZM247 113L244 114V119L242 120L243 121L242 122L243 124H244V122L246 120L248 121L249 118H250L249 116H248L249 118L246 116ZM122 114H123L122 111L120 113H118V117L120 118V116H122ZM11 115H13L14 117L11 116ZM172 115L174 116V114H172ZM172 115L170 116L172 126H175V124L178 125L177 122H176V120H174L172 118ZM176 118H177V116H176ZM228 118H230V119H228ZM0 119H1V116H0ZM261 119H263V118H261ZM4 121L5 120H2L1 121L4 124V126H2V123L0 122V127H1L0 129H1V133H2L1 135H5L7 138L5 137L3 140H0V166L1 167H4L5 166L4 165L5 164V160H3V158H4L3 155H4V152L6 151V153L10 157L9 160H11V163L9 165V171L7 172L8 174H6L5 178H8V181L10 180L11 181V184H16V182L17 183L19 182L17 180L18 179V174H16L17 173V170H14L15 168L13 167L12 164H16V167H22L21 169H23V170H24V168L25 169L27 168L28 170L30 169V171H32L33 169H35V165L37 166V165H39V163H36L35 161H34L35 163H32L33 161L31 162L29 158L26 159L27 158L28 151H31V150H28L26 152V150L28 148L27 145L28 144L34 145L33 143H27L26 147L23 149V151H21V153L18 155V157H15V154L17 153L16 148L19 147V146H17V145H19L18 144V141L15 144H13L14 143L13 136H14V132H15V129L16 128L15 127H12L10 125H7L8 123L6 121H5L6 122L5 123ZM28 121H30V120H28ZM17 122H15V126L18 125ZM179 122L182 123V121H179ZM229 125H231V126H229ZM54 126H56V125H54ZM106 126H108V127H106ZM124 126H128L127 127V130L128 129H130V130L127 131V130L122 129ZM262 126L263 125H259L258 126L259 129L257 128L258 130L256 129L257 131H254L253 132V133H255V136H252L251 140L252 139L255 140L256 137H261L263 135L262 132H264V127L262 128ZM53 127H52V133H51V141H52V144L54 146L55 143L57 141H59L60 138L56 136V135H58L57 128L54 129ZM59 127H60V125H59ZM248 127L249 128H252L251 127V124L248 123ZM4 128L6 129L5 130V133H3V130H2ZM172 128L174 129L176 127H172ZM248 129H246L245 133L248 131ZM61 130H63V129H61ZM120 130L121 131L123 130V133ZM137 130H139V132ZM10 131H11V133H10ZM124 131H125V133H124ZM260 131H261V133H260ZM70 132L72 133V135H71ZM220 132L221 133L222 132H225V136H223L224 134L222 135ZM150 133H152V135H154V132L151 131ZM219 134H221V135H219ZM249 134L251 135L252 133H249ZM250 135H249V137H250ZM143 136L146 139H142L141 137H143ZM41 137H43V136H41ZM111 137L114 140H112ZM116 138H118L117 141L115 140ZM139 140L140 141L142 140V141L139 142ZM221 140H223V141H221ZM60 141H62V139H60ZM112 141H113V143H112ZM158 146H159V144L156 145V147L153 149V151L154 150H157V147ZM108 147H110V149ZM107 148H108V151H107ZM54 150H52V152H50L51 153L50 155H52L54 153ZM46 151H47L46 153H49V151H51V147L50 146L47 147V150ZM69 151H70V153H69ZM205 151H207V152H205ZM158 152L161 153L162 151L159 150ZM96 154H97L98 157L96 156ZM209 155H210V157H209ZM12 156H13V158H12ZM34 157H35L34 160H38L40 158V155L39 156H34ZM78 157H80L79 160L82 159L78 163V167H80V168H76L77 170L76 169H73L74 170L73 173H75V174H73V178L70 177L69 179H67L65 173L67 174L68 170H70L77 163L78 160H76V159ZM260 157H264V152L263 151L257 152V156L255 155L254 157L242 158L241 159L242 162L241 161L240 162L243 165V167H245L244 166V164H245L246 165L245 168H247V167L249 168V169L247 168V170H250L251 171V175L252 176L253 175L255 176V175H257L256 170H258V166H257V163H256V158L258 160ZM93 158H96V161L97 162L95 164H93L94 163L92 161ZM154 159L157 161V163H156V161H154ZM90 160H91V162H90ZM56 163H58V162H56ZM56 163H54V164H56ZM100 163L102 164L101 166H100ZM154 163H156V164L154 165ZM26 164H28V165H26ZM146 164H147V166H146ZM31 167H33V168H31ZM49 167H48V170L51 171L49 169ZM98 167H100V168H98ZM36 168H38V167H36ZM141 168L143 169V171H141L142 170ZM224 168H225V170H223ZM1 169H4V168H1ZM35 170H37V169H35ZM30 171H28V175H29V172ZM147 171H148V173H150L149 174L150 176L146 174ZM250 171H249V173H250ZM223 173H225V174H223ZM110 175H112V177H114V179H115L114 186L117 185V184L118 185L115 186L114 188L111 187V185H107V188H108L107 189L106 186H105V184L108 181H104L105 179H103V178H106V180H107ZM161 175H163V176H161ZM171 177H172V179H171ZM253 179L254 178H252V180ZM170 180H172L173 183L169 184V181ZM37 181H39V180H35V185L36 186H39L40 185V182L38 183ZM237 182L239 183L240 181H237ZM26 183H28V182H26ZM210 183H212V185H210ZM68 184H71V185H68ZM97 184H99V186H98L99 188L98 189H97ZM119 184L121 186H119ZM47 185H48V183H46V187H47ZM237 185H239V184H237ZM21 186H24V184H21L18 187L19 191H24L27 194V195L24 196L25 198L24 197L22 198V199H26V200H24L25 202L28 201V203H25L24 206L22 207L23 209H25L27 206H29V203H30L29 201L31 199V198H29V194H30V189L29 188L30 187H27L28 190H24L23 188H20ZM53 186H54V188H53ZM207 186H208V188H207ZM227 186H229V187H227ZM68 187H70V190L67 192L66 190H67ZM116 187L118 188L117 191H115ZM81 188L83 190H81V191L78 192V190L81 189ZM41 189L43 191H41ZM59 189H61L60 192H58ZM89 190L91 191L90 194L88 192ZM216 191L219 192V193H217ZM227 191H229V193ZM11 193H12V196L10 197V198H12L11 203L12 204H15L17 202V200H15L16 198L13 195L15 193H13V191ZM81 197H83V198H81ZM70 201H72V202H70ZM205 202H207V203H205ZM235 202L236 201H234V203ZM215 203H216V204H214L215 207L219 206L218 207L219 209L218 208L216 209L214 207V209H216V211L218 213L217 214L218 215V218L216 217L214 220H212V222H214V223L212 224V222H211V223L208 224V226H210V225L211 226L214 225V227L216 225L218 227L224 226L223 224H225L224 222L227 219L226 218H223L225 220H223L224 222H222V223L219 221V218H221L224 215V213H225V210H223L224 208L222 207L223 206L222 205L223 204V201L222 202L221 201H215ZM174 205H175V207L172 208V206H174ZM210 205H211V203H209V206ZM209 206L206 207L205 210L209 209L210 208ZM237 206H238V204H237ZM237 206L235 205L236 209H237ZM15 207L16 208L19 207L18 204H16ZM63 207H64V209L61 212L60 209L63 208ZM120 207H122V208H120ZM79 208H81V206ZM211 209H213V207H211ZM214 209H213V211H214ZM236 209H234L233 211L235 212ZM187 210H188V212H187ZM222 210H223V213H221ZM242 210L244 211V208ZM25 211H26V209H25ZM10 212L13 214V215L9 216V218H8L9 219V222L11 221L10 223H12V222L15 221L17 224L19 223V226H21L24 223H26L25 221H22V216L24 215V213H23L24 211H20L21 212L20 214H16L17 212L14 210V208H12L10 210ZM183 212H186V213H183ZM246 213H248V211L245 212V214H243V216L244 215L246 216ZM125 214H126V212H123L120 215V217H121V218L119 217L120 223H118L119 225H117V226H120V228H123V229H125L126 228V225H127V222L125 223V219H126V217H124ZM93 215L96 216L97 214L94 213ZM93 215L90 216V217H93ZM84 216H86V215H84ZM226 216L227 215H225V217ZM11 218H15V219L13 220ZM111 219H113V218H108V220L106 221L107 223L105 222V224L102 225V227L104 226L103 230L105 229V227L108 228V225H110L111 223H113L111 221ZM178 219H180V221ZM96 220H97V218L95 217L94 218V221H96ZM216 220H218V221H216ZM246 221H247V219L246 220H243L242 221L243 224H245L244 222H246ZM176 223H178V224L175 225ZM163 227H164V230L161 231L160 233H161V236L163 234H164V236H162V239L161 240L164 243H167V244L165 246H162L163 247V250H162V247H161L160 250L162 252H160L159 246H158L159 244H156L157 240L153 236L154 235L153 232L154 231L157 232V230H161ZM248 227H249V225H248ZM248 227L246 229L244 228V230H247ZM98 228H99V225L97 226V228L95 230L96 231L95 234L97 233ZM194 230H196L197 232L195 231L196 234L192 237L190 234L192 232H194ZM150 231H152V233ZM252 231H254V230H252ZM144 233H146V236H145ZM149 233H150V235H149ZM24 234H25V232H24ZM180 234H182V236ZM248 234H249V236H247ZM172 235H174V236H172ZM255 235H257V233H255ZM178 236L180 237V239L183 238L184 236H185L184 238H186V240L187 239H191V238L192 239H191L190 242H188V240H187V247L185 249H182V250L178 251V254H176L177 253L176 252L175 253L176 255H175L174 253H172V249H173V247L175 245L177 246V248L180 245V243H178V241L180 240ZM229 236H231V237L229 238ZM173 239H175V241ZM204 239L207 240V241L204 242L203 241ZM219 239H221V241H219ZM22 240H23V238L22 239H17V240H12V242L10 243V245L8 246V248L6 249V251L4 253V256L5 257L6 256H9L10 254L14 253L15 250H19L21 248V246H22V243H23ZM194 241H196V242H194ZM231 241H232V239H231ZM138 242H139V240H138ZM246 242H248L249 245L248 246H243V245H246ZM196 244L198 245L197 247H196ZM16 245H18L17 247H19V248H17ZM229 245L233 249H230ZM64 246H66V243H65ZM54 247H56V245ZM147 247H149V248H147ZM193 247H194V249H197V250H194ZM228 247H229L230 250L227 249ZM15 248H17V249H15ZM151 251H155L156 253L155 252L153 253ZM191 251H193V252L195 251L193 253V255H192V260L190 259V256H189V254L192 253ZM52 252H53V250H52ZM141 252H143V254L139 256L140 257L139 261H136V258L135 257H133V258L131 257L132 254L137 255V254H140ZM158 252H160L159 255L157 254ZM217 253H218V255H217ZM224 254H225V257H224ZM152 255H154V256H152ZM77 256H79V255L76 254V257H75V259H73V261L76 260ZM118 258H120V259L121 258H124L125 260L123 259L124 262L123 261L120 262V260ZM15 259L16 258L11 257L10 262L14 264L15 261H16ZM252 260H253V262H252ZM254 261H255V263H254Z\"/></svg>","mask_w":264,"mask_h":264}]
</instances>
